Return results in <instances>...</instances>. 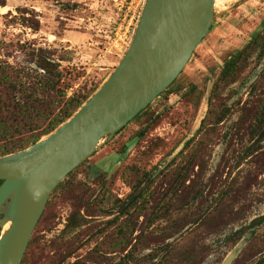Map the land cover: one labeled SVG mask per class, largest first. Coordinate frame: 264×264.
Wrapping results in <instances>:
<instances>
[{"label": "rangeland", "instance_id": "obj_1", "mask_svg": "<svg viewBox=\"0 0 264 264\" xmlns=\"http://www.w3.org/2000/svg\"><path fill=\"white\" fill-rule=\"evenodd\" d=\"M130 2V7L119 12L112 0H0V60L21 67L30 54L43 50L60 64L64 83L70 87L68 96L100 88L127 51L145 0ZM239 2L216 0L217 20L212 30L173 84L146 108V115L130 122L109 142H101L96 152L72 172L71 185L51 194L32 234L33 245L26 250L24 264H56L69 254L71 257L64 264L75 260L87 264L117 263L126 252L121 254L112 244L111 231L116 228L108 222L116 215L105 216L100 208L111 211L115 199L130 204L129 195L142 171H152L156 176L151 189L153 197H149L153 206L168 187V175L188 162L193 164L189 175L197 184L190 196L198 197L202 192L204 205L195 201L181 209L178 199L185 196L183 192L176 199L174 218L208 209L212 179L214 192L219 193L223 185L224 189L229 188L233 178L241 181L249 171L250 178H254L251 158L236 165L244 148L251 144L244 127L238 129L236 124L244 116L242 106L254 98L250 93L252 86L264 81V58L257 63L254 54L239 79L213 96L224 62L264 27V0ZM62 56L67 60L60 61ZM209 84L212 86L207 101ZM209 108L229 113L219 126H209L198 134ZM142 129H146L144 136L136 139ZM193 138L192 145L184 151V145ZM261 164L264 168V159ZM238 189L241 191L237 205L223 214L216 228L198 225L201 227L189 235L196 246H202V264H222L251 231L254 235L231 264H255L264 256V223L249 227L264 216V175L256 176L248 189ZM92 201H96L91 207L93 217H86L81 227L62 237L61 231L73 209L83 208L81 215H85L84 207ZM144 220L140 217L139 224ZM162 226L155 225L144 236L131 240L127 251L132 250L135 257L153 253L161 246ZM183 239L181 244L185 245L189 239ZM150 258L144 264L158 260Z\"/></svg>", "mask_w": 264, "mask_h": 264}, {"label": "trees", "instance_id": "obj_2", "mask_svg": "<svg viewBox=\"0 0 264 264\" xmlns=\"http://www.w3.org/2000/svg\"><path fill=\"white\" fill-rule=\"evenodd\" d=\"M254 54L257 63L264 58V27L245 47L235 52L224 62L213 87L214 97H217L223 86L231 85L239 79ZM65 60L67 59L63 56L60 58V61ZM69 89L70 87L64 83L60 64L46 51L40 50L35 54H30L21 67L0 60V156L27 149L54 132L69 120L99 87L86 94L73 93L71 96L67 95ZM250 93L254 98L242 106L241 111L244 116H241L236 126L237 128L239 126L244 127L251 144L244 148L236 165L239 167L243 161L251 158L254 178H250L251 171H249L243 175L241 181L237 177L233 178L229 183V188L224 189L223 185L219 193L214 192V186H212L214 179H212V187L210 186L209 191L211 205L208 209L206 208L201 214L192 213L174 218L173 208L178 207L175 204L176 199L183 192H185V196L178 199L181 209L189 207L195 201L204 205L202 192L198 194V197L190 196V191L197 184V181L190 180L189 171L193 164L188 162L178 172L168 175V187L160 201H156L157 203L153 206H150L149 197H153L151 189L156 182V176L152 171H142L132 193L129 195L132 202L128 207H125L126 202L115 199L111 211L103 212L104 208H100L101 213L105 216L116 215L108 222L116 228L115 231H111L113 235L112 244H114V249H119L121 254L126 252L115 264H129L130 262L131 264H144L149 260V257H151V261L158 259L153 264H202L204 259L202 246H196L193 238L189 239V235L201 227L198 225L215 226L214 228H216L217 223L221 222L220 219L223 214L230 212L237 205L240 195L238 193L241 191L238 189L239 186L246 190L256 181V176L264 175L263 164H261L264 159V81L260 85L254 84ZM228 113L229 111L217 112L213 108H209L206 118L201 122L198 134H201L209 126L211 128L219 126ZM146 114L147 109L142 111L134 120ZM248 115L250 117H247ZM145 131L146 129H142L137 132L135 138L143 137ZM193 142L194 138L189 140L183 147L184 151ZM174 161L175 159L172 160L169 168ZM230 174H228V179ZM71 176L72 173L54 190L52 195L71 185L69 183ZM213 177L215 176L213 175ZM187 182H189L188 185H186ZM95 203L96 201H92L90 206L84 207L86 209L85 215H81L83 208L76 207L73 209L61 231V236L76 231L82 226V223L87 221L86 217H93L91 207L93 209ZM48 204L49 202L47 206ZM148 209L149 215L146 214ZM140 217L145 219L141 224L138 222ZM263 223L264 220L258 224L253 221L249 227L253 229ZM160 224L164 226L160 230L159 245L161 246L153 250V253L135 257L136 254L132 250L127 251L131 240L144 236L147 231L153 229L155 225L156 227L160 226ZM6 226L4 230H6ZM136 232L138 234L134 236ZM182 232H184L183 235H181ZM251 234L253 236L254 232L251 231ZM100 235H103V232ZM176 236L180 237L174 240ZM185 236L188 237L189 241L182 245L181 242ZM31 244L33 245L32 241H30L28 248ZM27 256L28 253H25L21 264H24ZM261 256L262 254L259 257ZM70 257L69 254L56 264H64ZM68 264L87 263L75 260ZM255 264H264V256Z\"/></svg>", "mask_w": 264, "mask_h": 264}, {"label": "water", "instance_id": "obj_3", "mask_svg": "<svg viewBox=\"0 0 264 264\" xmlns=\"http://www.w3.org/2000/svg\"><path fill=\"white\" fill-rule=\"evenodd\" d=\"M216 20V0H145L127 51L100 88L54 132L0 156V264L22 263L54 190L173 84ZM250 236L222 264H231Z\"/></svg>", "mask_w": 264, "mask_h": 264}, {"label": "built area", "instance_id": "obj_4", "mask_svg": "<svg viewBox=\"0 0 264 264\" xmlns=\"http://www.w3.org/2000/svg\"><path fill=\"white\" fill-rule=\"evenodd\" d=\"M112 1H113V5L119 12L125 9L126 6L130 7L131 4V2L129 3L130 0H112Z\"/></svg>", "mask_w": 264, "mask_h": 264}, {"label": "flooded vegetation", "instance_id": "obj_5", "mask_svg": "<svg viewBox=\"0 0 264 264\" xmlns=\"http://www.w3.org/2000/svg\"><path fill=\"white\" fill-rule=\"evenodd\" d=\"M263 220H264V219H263ZM254 221H255V220H254ZM257 224H258V223H257ZM249 233H251V232H249ZM249 233H248V234H249ZM251 235H252V234H251Z\"/></svg>", "mask_w": 264, "mask_h": 264}, {"label": "bare ground", "instance_id": "obj_6", "mask_svg": "<svg viewBox=\"0 0 264 264\" xmlns=\"http://www.w3.org/2000/svg\"><path fill=\"white\" fill-rule=\"evenodd\" d=\"M8 228V225L6 226V229Z\"/></svg>", "mask_w": 264, "mask_h": 264}]
</instances>
